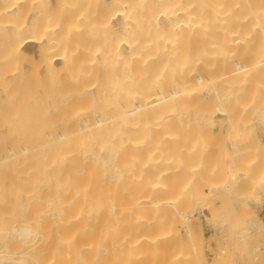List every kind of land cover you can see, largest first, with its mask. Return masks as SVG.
<instances>
[{
  "label": "bare ground",
  "instance_id": "6f19581e",
  "mask_svg": "<svg viewBox=\"0 0 264 264\" xmlns=\"http://www.w3.org/2000/svg\"><path fill=\"white\" fill-rule=\"evenodd\" d=\"M198 119L227 128L207 171L224 197L199 196L241 219L264 0H0V264L187 263L177 249L203 238L181 209L200 184Z\"/></svg>",
  "mask_w": 264,
  "mask_h": 264
},
{
  "label": "rangeland",
  "instance_id": "374dc122",
  "mask_svg": "<svg viewBox=\"0 0 264 264\" xmlns=\"http://www.w3.org/2000/svg\"><path fill=\"white\" fill-rule=\"evenodd\" d=\"M201 120H202V122H201ZM198 119V120H196L195 121V123H197L196 125L195 124H192L191 122H194V121H191L190 122V127H191V125H194V126H197V127H195V129L197 128L200 132H201V134H202V131H203V133L206 131V130H208V131H206V134L204 133V134H202V137H200V136H197L198 134L196 133L198 130L196 129H191V131L192 132H194V130L196 131V132H194L195 134H196V136L195 137H200L199 138V140H200V142H204L203 144H201L199 141H198V143H199V145H197L198 147H196V148H198V152L197 151H195L197 154L195 155V153L193 154V156L195 155L196 157H192V158H200V159H195V160H193V161H195V163H194V166H191V167H194V169H195V172H196V170H199L200 168L202 169H200L199 170V172H198V174H195V175H197L198 177H200V174H201V177L200 178H198L197 179V181L195 180V177H193L194 178V184H195V182L196 183H200V184H197V187H195V189L194 188H192V186L190 187V185L187 187V188H190V190L188 191V189L185 187V190L187 191L186 193V197H185V199L183 200V206H181V209L184 211V213L185 214H187L188 216H189V219H188V221H189V223H190V226L196 231L197 230V232L200 234H202V236H203V238L201 239L202 240V242H200V243H198L200 246H198V244H197V246L195 247V248H198V249H196L198 252H196L195 251V253H193V251L190 253V249H189V247H188V250H190V251H186V249H185V246H186V244H182L181 246L184 248V249H182V247L180 246L178 249H177V247H175L178 251H179V249H180V251H182V252H180L181 253V255H188V254H190V255H188L189 257L192 255L193 257L195 256V254L196 253H198L197 255H196V258L197 259H195V261H198L199 259V264H215L214 263V261L216 262V264H219L218 262L219 261H221V263L223 262L224 264H255V262H256V264H258V263H260L261 261H263V264H264V260H262V259H264V185H259V184H264V182H260V183H258L259 181V179L261 178V176H263V174H264V157H261L262 156V154H263V156H264V151H262V150H264V129H263V127L261 126V124L259 123V121L258 120H256V121H258L257 123H255L254 122V120H253V122H254V124L255 125H253V126H251V125H248V126H246V127H244V128H247V130L249 131H245V130H242V131H244V132H242L240 135H242L241 137H243L241 140H240V138H239V143H242V146H241V149L243 148L244 149V151H245V154H243L244 153V151H243V153L240 155L241 156V158H240V156H239V158H240V161L239 162H241L239 165H240V167L243 165V167H242V169L245 171V172H247L248 173V175H251L250 177H253V178H256L257 179V182H256V179L254 180V181H252V180H250V184H249V189H248V192L250 193V199H247L248 201V206H249V210L251 211V214H249L248 212H250V211H248V210H245L244 212H246V213H244L243 211H240L239 212V214L237 215V216H240V218L241 219H239V217H237L236 219H239L238 221L234 218V217H232L233 216V212H230L231 210H232V206L230 205V204H228V203H224L225 204V207L227 208V209H229V207H230V209L229 210H227V209H225V208H223V211H221V212H218L217 214L216 213H214L211 209H210V207L212 206L211 204L213 203V201L212 200H214L215 202H220V200L224 197V193H223V191H218L214 186H212L210 183L213 181V178H214V176H213V178H212V174H214L215 172H213L212 173V171L209 173V175H208V170L210 169V170H212L213 169V171H215V165H214V167H213V165H211L213 162L215 163V161H214V159H215V149H217V147H215V149H212V148H214L213 147V145L215 146L218 142H222V140L223 141H225L224 139H223V137L225 136V131H226V126L224 125V122H222L221 121V123L220 122H216V121H218V120H213V119H206V120H209V121H214V122H209V121H205V122H203L204 121V119ZM200 122V123H199ZM208 122V123H207ZM252 122V123H253ZM206 124V125H205ZM208 124H210V125H208ZM257 124V125H256ZM189 125H187V126H189ZM254 126H256V127H254ZM189 127V128H190ZM206 128L205 130H202V128ZM251 127V128H250ZM253 127V128H252ZM191 128H194L193 126L191 127ZM203 128V129H204ZM248 128H250V129H248ZM255 129V130H254ZM255 131V132H254ZM200 132H198L199 133V135H201L200 134ZM217 132H218V134H217ZM220 132V133H219ZM246 132H248L247 133V136L248 137H245L244 135H246ZM215 133V134H214ZM245 133V134H244ZM194 134V135H195ZM213 134V135H212ZM217 134V135H216ZM255 134V135H254ZM214 135H216L215 137H213ZM206 136V137H205ZM227 136V135H226ZM213 137V138H212ZM216 138V139H215ZM226 138V137H225ZM245 138H247V140L245 141V143H244V140H245ZM255 138V139H254ZM201 139H202V141H201ZM213 139V140H212ZM221 139V140H220ZM257 139V140H256ZM196 140V139H195ZM215 140V141H214ZM219 140V141H218ZM243 140V142H241ZM250 141V143H249V141ZM253 140H254V142H253ZM210 141V142H209ZM248 141V142H247ZM256 141V142H255ZM196 142V141H195ZM212 142V143H211ZM261 142H263V143H261ZM244 143V144H243ZM250 145H249V144ZM251 143H253V144H251ZM254 143H256V144H254ZM196 144H197V142H196ZM219 144V143H218ZM247 144V145H246ZM260 144V145H259ZM200 145H202V146H200ZM205 145V146H204ZM223 145H224V143H223ZM249 145V146H248ZM254 145V146H253ZM261 145H263V146H261ZM196 146V145H195ZM200 146V147H199ZM210 146V147H209ZM217 146V145H216ZM244 146H246L245 148H244ZM203 147V148H202ZM207 147V149H206V151H203V150H205V148ZM209 147V148H208ZM252 147H254V148H252ZM260 147H262L263 149L261 150L260 149ZM259 148V149H258ZM200 149V150H199ZM212 149V150H211ZM242 149V150H243ZM256 150V151H253V150ZM195 150V149H194ZM202 150V151H201ZM208 150V151H207ZM259 150L261 151V152H259ZM209 151H212V152H209ZM249 151L251 152V153H249ZM202 153V156L205 158V160H204V158L201 156V155H199L198 156V153ZM206 152V153H205ZM213 152H214V154H213ZM252 152H255V153H252ZM259 152V153H258ZM200 153V154H201ZM205 153V154H204ZM241 153V152H240ZM246 153H249L248 155L246 154ZM260 153H262L261 155H260ZM207 154V155H206ZM212 154V156L211 157H209L210 155ZM205 155H206V157H205ZM243 155V156H242ZM245 155H246V157H245ZM257 155H258V157H257ZM215 156V157H214ZM209 157V158H208ZM245 157V158H244ZM256 157V159H254ZM259 157H261V159L259 158ZM189 158H190V156H189ZM188 158V159H189ZM202 159V160H201ZM243 159V160H242ZM253 159V160H252ZM192 160V159H191ZM191 160H189V161H191ZM213 160V161H212ZM257 162H256V161ZM260 160V161H259ZM193 161L191 162V163H193ZM201 161V162H200ZM206 161H208V163H207V166H206V163H204L205 164V169L207 168V170L205 171L204 170V168H203V166H204V164L202 165V167L200 166L203 162H206ZM212 163H211V162ZM250 161H253L252 163H256V164H252L253 165V167L251 168V164L249 165V167H247V165L250 163ZM259 161V162H258ZM262 161V162H261ZM198 162H200L201 164H197ZM243 162V163H242ZM247 164H246V163ZM249 162V163H248ZM190 163V164H191ZM258 163H259V165H261V166H258ZM263 163V164H262ZM193 165V164H192ZM195 165H199L198 166V169H197V167L195 166ZM255 166H257L258 168H255V169H258V170H254V167ZM200 167V168H199ZM210 167V168H209ZM211 167H213L212 169H211ZM262 167V168H261ZM249 168H251V169H249ZM204 170V171H203ZM250 172H249V171ZM203 171V172H202ZM252 171H253V173H252ZM255 171V172H254ZM259 171V172H258ZM188 172V171H187ZM187 172H186V175L187 176H185V177H187V178H189L190 176H191V174L194 172H192V171H190L189 173H191V174H187ZM194 172V173H195ZM261 172H263V174L261 173ZM197 173V172H196ZM246 173V174H247ZM255 173V174H254ZM258 173H260V175L258 174ZM207 174V175H206ZM182 175V174H181ZM189 176V177H188ZM193 176V175H192ZM203 176H204V179H207L208 178V180H207V183L205 184V185H202L203 183H201V181H202V179H203ZM257 176L259 177V179L257 178ZM169 178H171V177H169ZM169 178H167V180L169 179ZM187 178H183V180H185L184 182H188V180H187ZM197 178V177H196ZM249 178V177H248ZM199 179H201V181L199 180ZM246 179H247V177H246ZM171 180H173V179H169L168 180V182L169 181H171ZM187 180V181H186ZM248 180V179H247ZM204 181V183H205V181L206 180H203ZM182 183V185L183 184H186V183ZM252 182V183H251ZM254 182H256V185L258 186H256L255 185V183ZM247 183H248V181H247ZM258 183V184H257ZM180 184H181V182H180ZM200 185H201V187H202V189L200 188ZM252 185L254 186V187H252ZM259 186H261L260 188H259ZM254 188V189H253ZM259 188V189H258ZM194 189V190H193ZM250 189H251V191H250ZM256 189V191H254ZM191 190H193V192L195 191V193H193ZM202 190V191H201ZM205 190V191H204ZM191 191V192H190ZM203 192L204 191V193L206 194L205 196H207L208 197V194L206 193V192H209L210 193V197L209 198H211L210 199V201L212 202V203H210V206H209V204H207L208 203V199L209 198H207V199H205V197H204V199H203V197H201V196H204V195H201L200 194V192ZM253 191V192H252ZM189 192V193H188ZM252 192V193H251ZM198 193V194H197ZM204 193H202V194H204ZM199 194L201 195V196H199ZM204 200H205V202H204ZM246 200V199H245ZM206 203V204H205ZM202 204H203V206H202ZM224 204H222V206L224 205ZM226 204H228V205H226ZM209 207V210H208V207ZM216 206V205H215ZM215 206L213 205V207L215 208ZM219 206V205H218ZM217 206V207H218ZM221 206V207H222ZM238 206H240V205H237L236 207H238ZM207 207V208H206ZM216 207V208H217ZM242 207V206H241ZM240 207V208H241ZM220 208V207H219ZM218 208V209H219ZM250 208H252V209H250ZM221 209V208H220ZM248 213V215H246ZM209 216V220L207 219V217ZM217 217H219L218 219H220V218H225V221L223 220V223H225L224 225H223V227H224V229L222 230V222L221 223H219V220L217 219ZM252 217V218H251ZM256 219V220H255ZM241 220V221H240ZM245 221V222H244ZM178 224H179V226L181 227L182 226V228L184 227V223H183V218L182 219H178ZM182 224V225H181ZM219 224H221L220 226H219ZM243 226V228L242 229H240V227H242ZM200 232H199V231ZM222 233H221V232ZM240 231V232H239ZM242 234H244L243 236H241ZM200 240V241H201ZM189 246V245H188ZM193 247V246H192ZM192 247H190V248H192ZM220 247H225L224 249H226V251L225 252H221V254H219V253H215L216 251H218V249L220 248ZM194 248V247H193ZM194 248V249H195ZM200 248V249H199ZM171 250V249H170ZM169 250V251H170ZM168 251V252H169ZM175 252L176 250H172L171 252ZM171 252H169V254H171ZM186 252V253H185ZM189 252V253H188ZM185 253V254H184ZM168 254V255H169ZM213 254H215V255H213ZM216 254H219L218 256L216 255ZM187 256V257H188ZM199 256H201V257H199ZM188 257V260L187 259H185V261H184V258L182 257V259H183V263L184 262H187V263H185V264H188V261L189 260H191L190 258ZM215 257V258H214ZM201 259L203 260H205V261H202L201 262ZM216 259V260H215ZM187 260V261H186ZM207 260V261H206ZM213 260V261H212ZM261 260V261H260ZM194 260H192V263L194 262V263H196ZM218 261V262H217ZM258 261V262H257ZM191 262V261H190ZM189 262V263H190ZM213 262V263H212ZM220 263V264H221ZM191 264V263H190ZM196 264H198V263H196ZM260 264H262V262L260 263Z\"/></svg>",
  "mask_w": 264,
  "mask_h": 264
}]
</instances>
